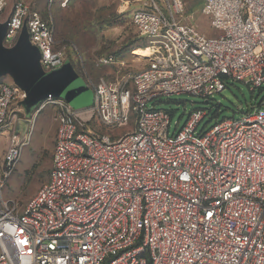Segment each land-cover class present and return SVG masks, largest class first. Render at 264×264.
I'll return each instance as SVG.
<instances>
[{
  "label": "built area",
  "instance_id": "1",
  "mask_svg": "<svg viewBox=\"0 0 264 264\" xmlns=\"http://www.w3.org/2000/svg\"><path fill=\"white\" fill-rule=\"evenodd\" d=\"M202 1L216 36L182 23L185 0H141L131 23L150 50L143 67L92 82L81 61L93 104L41 102L57 110L49 179L24 207L4 198L16 138L0 163V264H264V97L208 129L197 109L172 134L173 115L148 107L178 94L209 101L228 79L252 92L264 84V0ZM7 19L4 47L25 24L44 72L68 60L31 5L16 1ZM25 96L0 80V132L26 119L17 109Z\"/></svg>",
  "mask_w": 264,
  "mask_h": 264
},
{
  "label": "rangeland",
  "instance_id": "2",
  "mask_svg": "<svg viewBox=\"0 0 264 264\" xmlns=\"http://www.w3.org/2000/svg\"><path fill=\"white\" fill-rule=\"evenodd\" d=\"M18 0H7V6L0 12V23L9 17L14 3ZM32 8L40 12L42 17L51 21L54 26L55 39L59 46L65 47V56L71 62L74 70L88 80L95 82L100 77L115 79L116 76H125L139 71L145 61L144 54L138 49H145L146 43L139 37L131 24V14L141 0H69L62 7L61 1L51 0H23ZM202 0H185V14L182 23L196 27L207 37L217 35L210 27V18L202 12ZM147 49V48H146ZM112 57L115 63L100 64V59ZM83 61V69H81ZM73 63V64H72ZM74 65V66H73ZM61 68V67H60ZM12 84L9 76L1 79ZM89 87V86H88ZM76 106L89 107L93 104L94 91ZM264 97V84L254 92L244 83L232 79L226 81V88L209 98V104L201 98L189 94L161 97L154 105L156 109L164 110L173 115L170 134L174 132L176 123L181 127L188 115L203 109L207 117L199 126L210 128L215 122L223 119H239L243 114L252 110ZM73 109H81L74 108ZM17 109L19 117L31 121L28 133L21 139L14 133V129L5 128L0 132V163H2L8 147L16 144L19 138L20 157L13 167L12 173L6 180L3 196L13 201L19 207H24L48 181L51 167V158L54 150L57 133V110L53 105L37 108L32 112L25 110V103L20 100ZM211 119V120H210ZM91 129H97V122L92 119ZM130 128L117 132L122 135ZM102 133L109 131L101 129Z\"/></svg>",
  "mask_w": 264,
  "mask_h": 264
},
{
  "label": "water",
  "instance_id": "3",
  "mask_svg": "<svg viewBox=\"0 0 264 264\" xmlns=\"http://www.w3.org/2000/svg\"><path fill=\"white\" fill-rule=\"evenodd\" d=\"M8 19L0 23V80L9 76L13 84L25 93V110L32 112L46 98L62 99L74 108H86L75 103L90 93L86 82L77 74L69 60L61 68L44 72L40 66V52L29 41L26 25L23 24L16 44L3 46ZM209 101H205L208 105ZM31 121L19 119L14 133L21 139L28 133Z\"/></svg>",
  "mask_w": 264,
  "mask_h": 264
},
{
  "label": "bare ground",
  "instance_id": "4",
  "mask_svg": "<svg viewBox=\"0 0 264 264\" xmlns=\"http://www.w3.org/2000/svg\"><path fill=\"white\" fill-rule=\"evenodd\" d=\"M138 52H140L141 54H144L143 57H147L150 53V50L149 49H138Z\"/></svg>",
  "mask_w": 264,
  "mask_h": 264
},
{
  "label": "trees",
  "instance_id": "5",
  "mask_svg": "<svg viewBox=\"0 0 264 264\" xmlns=\"http://www.w3.org/2000/svg\"><path fill=\"white\" fill-rule=\"evenodd\" d=\"M132 24V23H131ZM133 26V25H132ZM142 39V38H141ZM143 40V39H142ZM144 41V40H143ZM145 42V41H144ZM73 64V63H72ZM74 66V65H73ZM75 68V67H74Z\"/></svg>",
  "mask_w": 264,
  "mask_h": 264
},
{
  "label": "crops",
  "instance_id": "6",
  "mask_svg": "<svg viewBox=\"0 0 264 264\" xmlns=\"http://www.w3.org/2000/svg\"><path fill=\"white\" fill-rule=\"evenodd\" d=\"M6 2H7V0H6Z\"/></svg>",
  "mask_w": 264,
  "mask_h": 264
}]
</instances>
